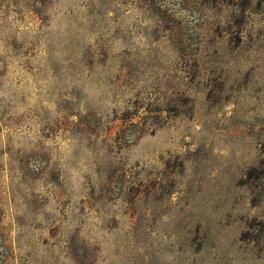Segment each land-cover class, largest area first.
Wrapping results in <instances>:
<instances>
[{
	"label": "clouds",
	"instance_id": "9594fccd",
	"mask_svg": "<svg viewBox=\"0 0 264 264\" xmlns=\"http://www.w3.org/2000/svg\"><path fill=\"white\" fill-rule=\"evenodd\" d=\"M155 3L179 27L152 12L123 31L128 0H0V92L15 104L0 106V204L16 220L0 264H147L121 201L143 218L141 189L147 204L216 147L264 158V0ZM21 125L35 139L22 144Z\"/></svg>",
	"mask_w": 264,
	"mask_h": 264
},
{
	"label": "rangeland",
	"instance_id": "374dc122",
	"mask_svg": "<svg viewBox=\"0 0 264 264\" xmlns=\"http://www.w3.org/2000/svg\"><path fill=\"white\" fill-rule=\"evenodd\" d=\"M128 2L131 6L120 21L125 32L134 30L152 12L160 16L165 31L179 27V22L166 10L156 7L155 0H142V4L137 0ZM151 39L141 36L133 43L146 47ZM167 43L161 41L162 45ZM122 46L120 41L115 42L117 50ZM256 79L264 83V73L258 72ZM5 88L6 84H0V89ZM29 103H35V96L29 98ZM0 106L9 109L15 106L7 92H0ZM8 131V128L0 130V177L7 176L4 168L9 157L4 154L3 134ZM225 131L221 130V136L228 134ZM14 134L22 144H26L25 137L35 139L23 125ZM58 142L62 149L68 148V141L58 138ZM212 151L213 155L202 159L194 168L189 165L184 176H175L176 182L174 179L155 181L149 188L147 204L141 189L137 207L142 210L143 218L121 201L128 211H121L115 219L120 230H127L135 246L143 250L147 264H264V214L257 209L264 208V158L230 161L226 158L229 154L220 147ZM9 229L11 237H15L16 220L11 208L0 204V238L5 242ZM132 264L142 262L137 258Z\"/></svg>",
	"mask_w": 264,
	"mask_h": 264
}]
</instances>
